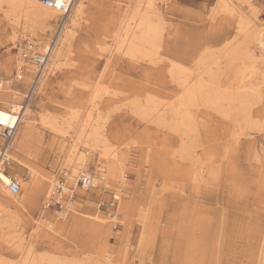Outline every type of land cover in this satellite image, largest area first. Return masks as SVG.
<instances>
[{
	"label": "rangeland",
	"instance_id": "374dc122",
	"mask_svg": "<svg viewBox=\"0 0 264 264\" xmlns=\"http://www.w3.org/2000/svg\"><path fill=\"white\" fill-rule=\"evenodd\" d=\"M82 1L84 12L73 38L58 45L62 62L45 71L28 112L41 110L56 117L62 127L73 115L74 127L103 126V136L121 162L126 180L122 203L134 204V211L127 221L119 211L115 226L95 212V203L103 197L97 188L88 189L98 197L90 198L83 214H97L103 224L72 214L57 219L43 211L46 191L31 198L30 169L50 177L57 137L42 128L34 114L38 125H20L13 144L16 162L6 169V175L21 184L17 197L24 208L0 192V203L18 216L10 228L0 230V260L10 264L24 260L27 264H264V57L252 65L246 60L227 65L229 53L247 46L252 50L246 44L249 25L254 23L264 32V0H151L165 21L159 55L152 63L115 53L116 33L123 27L119 21L128 19L139 0ZM148 1L140 0L141 13ZM22 14L8 5L0 7V79L8 83L5 90L19 93H7L16 96L15 104L33 75V68L27 66L22 85L14 80L15 61L20 57L17 48L29 42L26 32L36 27ZM60 22L31 37L38 52L56 38ZM171 61L187 70L183 76L188 82L195 83L199 75L206 81L212 73L222 90L230 88L234 94L244 90L251 125L241 122L237 101L223 104L219 114L196 100L188 110L189 131L176 126L178 121L167 107L153 114L151 106L174 103L181 92L169 75ZM236 69H246L244 79L252 83L237 84ZM137 102L150 113L134 112L132 105ZM181 148H188L182 157ZM97 167L89 155L82 174L98 180ZM110 190H115L112 184Z\"/></svg>",
	"mask_w": 264,
	"mask_h": 264
},
{
	"label": "bare ground",
	"instance_id": "6f19581e",
	"mask_svg": "<svg viewBox=\"0 0 264 264\" xmlns=\"http://www.w3.org/2000/svg\"><path fill=\"white\" fill-rule=\"evenodd\" d=\"M70 1H71V4H70V7L68 8V10L65 13L64 12L59 13L57 11L46 8V7L41 6L39 4H34L33 2H30L29 0H0V7H2L4 5H6V6L8 5L14 11L23 12L24 15L23 14L22 15L24 16L25 19L26 18L32 19L33 22L36 24L35 28L30 27L28 29V31L26 32V37L29 38V42H27L25 46H22L21 48H17V56L19 55L20 57L16 58V61H15L16 64L15 65H16V70L21 71L22 72L21 74H23V71L26 69L27 66H30L31 68H33V73H35V70L37 68L34 64L32 65L29 61H24L22 59V56H21V53L26 51L29 48L35 49L37 51L36 45H34L32 43L31 37L35 36L36 33L46 32L47 29H49V27H51V25L53 23H55L58 19H60L62 21V23L60 22L59 29L55 34L56 38H54V40L49 45H44L42 53L37 51L41 55L47 56L46 60H45V65H44L43 71L41 73L42 75H41V78L39 80V83L42 84V80L45 77V71L47 69H49L50 67H56V66H58L59 63L62 62L63 55H61V51H60V49H58V45L61 41V47H62V45L67 44L68 41H70V39L73 38L72 37L74 34L73 31L77 28L78 22L80 21L82 15H83V12H84V1H82V0H70ZM139 2H140V0H139ZM139 2H138V7H136L133 10V13L128 16L127 20L124 21V19H121V21H119L120 25L123 24V27L121 28V26H120V28H121L120 31L116 33L117 47H116L115 53L117 51H119L122 54H124V56L128 57L131 60L139 59V60H143V61L145 60V61L152 63L153 58L158 57V55H159L158 50L160 49L161 44H162L161 43L162 38H163L162 32H163V29H165V28H163L165 21L160 16V14H158L159 12L157 13L154 10L151 0H149L147 2L145 11L143 13L140 12V5H139L140 3ZM248 7H250L249 4H248ZM231 13H232V10H231ZM123 14H124V12H123ZM244 22H246V21H244ZM246 26H247V23H246ZM240 30H241V27H240ZM241 31H243V30H241ZM246 32H248L246 44L249 43L252 46V50L250 48H247L248 47L247 46V47H244L243 49L237 51L236 53L232 52L234 54L229 53L228 54V60H227L228 61L227 65L229 64L228 67L234 65V63L237 61L239 62V61H243V60L249 61L250 65H252L255 63L256 59L261 60V58L264 57V32H262V28L258 27L257 25H255L253 23V24L248 26ZM114 35H115V33H114ZM33 46H35V47H33ZM237 47H238V45H237ZM236 49L237 48H235V50ZM232 50L234 51L233 48H232ZM224 58H226V57H224ZM169 64L171 67L169 75L172 77L173 81L176 83L177 88H179V92L181 91L180 92L181 94L179 93V97L176 100H174L175 101L174 103L170 104V101H169V104L165 103L163 105L161 104V106L159 104L151 106V111L153 112V114H154V111L158 114L161 111H163V109L165 107H167L170 110L171 114H173V116L178 121V123H177L178 125H176V126L177 127H183V129L187 128L189 131L191 128V124H190L191 118L190 117H192V115L189 116L188 110L190 108V105L192 106V104L196 100H199V101L203 100L206 106L209 105L210 106L209 108L213 107L214 109H216L219 112V114L223 113V106H224L223 104H225L226 102L232 103L234 101H237L236 103H238L240 105V109L238 110V112L241 115V122H243L244 125L245 124L251 125V123H252L250 121L251 118L249 117V112H247L248 109L250 110V107L248 108V101H247L246 95L244 94L245 93L244 90H243V92L239 91L237 94H234L230 88H227L226 90H222L220 87H218V84H216L217 80H215V79H217V78H216V76H215V78L212 76L211 70L209 68H207V69L210 70L211 74L209 75L208 80L204 81L205 79L202 78L203 76L199 75V77L197 79H195L196 80L195 83H191L190 81H192V80H190L188 82V80L183 76V74L187 72V70L184 69V67H182L179 63H176L173 61H171V63L169 62ZM216 65H218V64H216ZM236 66H239V65H236ZM196 67L198 68V66H196ZM200 67H202L201 64H200ZM31 68L28 69V71L32 72ZM239 68H241V67H239ZM237 69L234 71L235 81L237 84L243 85L244 80H245L244 78L246 77V76H244L243 72L246 69H244V71L240 70V69L237 70ZM184 71H186V72H184ZM217 74H218V70H217ZM232 74H233V72H232ZM245 74H247V73H245ZM17 75H18V73H17ZM205 75H206V72H205ZM205 75H204V77H205ZM18 76H20V75H18ZM53 76H54V74H53ZM200 76H202V77H200ZM21 79H22V77H21ZM247 80H245V81H247ZM30 83H31V81H30ZM39 83H38L36 89H34V90H36L35 91L36 95L38 93L37 89L39 87ZM249 83H252V81H249ZM7 85H8V83L6 81L2 80L0 90L5 89L7 87ZM141 86H143V85H141ZM231 86H233V85H231ZM237 86L239 87V85H237ZM233 87L235 88L236 86H233ZM254 88H255V86H254ZM249 90H251V89H249ZM249 90H247V91L250 92ZM258 91H260V89ZM252 93H254V92H252ZM104 94H106V92ZM1 96L2 95H0V97ZM260 96H259V98H260ZM251 97H253V96H251ZM14 99H15V97H13L12 100L10 99V101H5V99L3 100V98L2 99L0 98V109H5L7 111V113H5V114L7 116L11 117L10 121L7 123L9 125L11 124L15 127L16 133L19 130L18 126L21 123H23V125L20 128H28V127L37 126L38 124H35V121L32 119L33 118L32 116L35 114V111L33 113L31 111L28 112L29 111L28 107H29L32 100H29L28 104L26 106H23V108L21 109L20 104H15ZM149 102H151V103H149L150 105L154 104L151 100ZM129 103H130V101L128 102V105H129ZM199 103H197V104H199ZM250 104H251V102H250ZM252 104H251V106H252ZM132 107L134 109V112H137L141 116H145L147 113H150V111L147 110L145 107L140 106L138 104V102L136 104H133ZM233 107H234V104H233ZM211 110H212V108H211ZM35 115L38 117L37 121H38L39 125L42 128L50 129V131L57 137V142L55 144L56 152L55 151L52 152V158L56 159V162L54 163L55 165L51 169V172H50L51 177L50 178H53V177H55L61 173L64 174L65 175V181H66L64 192H65V194H68L69 192H71V190H69L67 188H69L70 186H72L74 188L75 178L77 176H79L80 174H82V172L87 168V157L89 155L92 156L98 165L97 169H98V172L100 173L98 180H95V178L92 177L93 178V180H92L93 181V187L92 188H97L102 193V187H107L110 189L111 184H112V186L115 187V190H114L115 194L120 196V198H121L120 199L121 200L120 205L118 208V212L122 211L123 219H125L126 221L129 220V218L132 217L131 215L133 214V211H134V206H133L134 204L122 203V196L123 195L125 196L123 189L126 188V185H125L126 180L124 178V174H123L122 169H121V162H119L116 155H114L112 147L107 143L106 138L103 136V126H99L98 124H96V125H92L91 128L89 129L86 127L85 124H82V125H79L77 127H74L72 125V123H73V120H76V116L73 115L70 117L69 121L66 122L65 127H62V126H59L58 123L56 122L57 121L56 117L51 116L47 113L45 114L41 110H37ZM89 116H88V120L90 118ZM160 116H159V118H161ZM227 116L228 115H226V117ZM143 118H145V117H143ZM232 118H234V117H232ZM97 121H98V119H97ZM89 122H90V120H89ZM256 124H253V126ZM194 128H195V125H194ZM245 128L247 129V127H245ZM245 128H244V130H245ZM174 129H175V127H174ZM240 129H242V128H240ZM191 130H193V129H191ZM70 132L72 133L71 135H70ZM185 132H186V130H185ZM16 133H15L14 138H16ZM68 135H70V137H71L70 138L71 140L69 143L70 146L66 142ZM188 135H190V134H188ZM193 137H194V135H193ZM14 138L11 142L13 144L15 141ZM0 142H1V140H0ZM187 142H189V141H187ZM189 147H191V146H189ZM225 147H226V145H225ZM187 149H185V150H187ZM201 149H202V147H201ZM185 150L183 148L178 150L179 155H181V157H182V154L186 152ZM14 153H18V151L16 149H14ZM214 153H216V152H214ZM179 155H178V157H179ZM187 156H188V154H187ZM13 161L16 162V159H13ZM193 164H194V162H193ZM202 164H204V163H202ZM191 166H192V164H191ZM193 166H195V165H193ZM57 169H59V172L57 175H55V171ZM199 175L200 174H198V176ZM0 177H3V179H0V192L3 195H5L6 197L8 196L11 199L13 198V200L16 201V203L19 204L21 206V208H24L21 205V201H20L19 197H17V195L21 192L22 188L20 189V192L16 195H10L8 190H7V186L10 184L12 177L19 183L17 178L14 176L9 178L8 175H6L5 172L2 170L1 166H0ZM28 182H29L28 187L30 189V196L32 199L36 198L37 195L39 194V192L42 190V187L45 184L44 182L50 183V187L48 188L49 190H48L47 196L49 194L51 187L54 184V180L50 181L49 178H48V180L44 179L31 169H30V176H29ZM120 187H123V188H120ZM81 189H84V188H81ZM88 189L90 190L91 188H87L86 190H88ZM88 195H89V198L98 197L94 193H92V194L90 193ZM103 197H104V195H103ZM71 209L73 210V208H71ZM136 209H137V207H136ZM74 211L75 210H73L70 214H74ZM96 213L99 214L97 212V209H96ZM97 214H94V216H89L87 214H85V215L83 214L81 217H84V218L86 217V218L91 219L93 222L103 224L105 222V220L101 219ZM17 217L18 216L14 211H11V210L5 208L0 203V230L10 228L13 225V223L16 222ZM105 218L108 219L109 221H112L111 219H109L107 217H105ZM113 228H115V227H113ZM10 230H12V229H10ZM39 260H40V258H39ZM0 264H10V263H8L4 260H0ZM21 264H27V262L24 260L21 262Z\"/></svg>",
	"mask_w": 264,
	"mask_h": 264
},
{
	"label": "built area",
	"instance_id": "2783aa9c",
	"mask_svg": "<svg viewBox=\"0 0 264 264\" xmlns=\"http://www.w3.org/2000/svg\"><path fill=\"white\" fill-rule=\"evenodd\" d=\"M34 4H39L46 8L52 9L59 13L66 12L70 7V0H29ZM62 23V21H61ZM35 47V46H33ZM22 59L24 61H29L32 65L34 64L37 68L35 73H33L31 78V83L28 84L23 98L19 102L21 109L23 106L28 104L29 100H34L36 97V87L41 78V73L43 71L45 60L47 56H43L38 53L35 49L29 48L26 51L21 53ZM20 75L18 76L17 75ZM21 71L14 70V80L22 85V75ZM2 80L0 79V87ZM16 129L13 125H9L7 122H0V166L2 170L6 173V169L11 163L10 152H11V142L15 136ZM74 188L71 189V192L65 194L64 188L66 185L65 175L59 174L54 180V184L51 187L48 196L45 198L42 210L45 212H50L52 216L59 219H65L73 211L80 210L77 202V189L81 188H92L93 181L89 175L80 174L74 180ZM21 185L13 177L10 181V184L7 186V190L10 195H16L20 192ZM102 193L105 195L100 198L96 203V209L99 215L111 219L115 226H117L120 216L118 215V208L120 205V196L116 195L114 191L110 190L107 187H102ZM73 208V210L71 209ZM78 212V211H77ZM113 225V226H114ZM114 226V227H115Z\"/></svg>",
	"mask_w": 264,
	"mask_h": 264
},
{
	"label": "crops",
	"instance_id": "0c3cea01",
	"mask_svg": "<svg viewBox=\"0 0 264 264\" xmlns=\"http://www.w3.org/2000/svg\"><path fill=\"white\" fill-rule=\"evenodd\" d=\"M28 40H29V38H28ZM23 46V45H22ZM6 89V88H5ZM5 89H2V90H0V95H2L3 96V98L5 97L6 99H8V101L11 99L12 100V98L13 97H15L16 98V96H14V95H8L7 93H13V94H16V95H19V93H16L15 91H11V90H9V91H7V90H5ZM5 91H6V93H5ZM25 94V93H24ZM20 95H21V93H20ZM22 96V95H21ZM21 101V100H20ZM20 101H18L17 102V104H19V102ZM22 124V123H21ZM20 124V125H21ZM20 125L18 126V127H20ZM11 152H10V159H11V162H14L13 161V155H14V147H13V143H11ZM15 154H17V153H15ZM11 164V163H10ZM6 174V173H5ZM42 177V176H41ZM51 177V176H50ZM50 177H48L49 178V180L50 181H53V180H55L56 179V177L57 176H55L53 179L52 178H50ZM43 178V177H42ZM44 179H46V178H44ZM52 179V180H51ZM48 180V179H47ZM45 184L43 185V187H42V190L39 192V194H41L42 192H45V196H44V199H45V197L47 196V193H48V188L50 187V183L48 182V183H46V182H44ZM73 187L72 186H70L69 188H67V189H69V190H71ZM77 199L79 200L78 202H77V205L79 206V208H80V210H78V209H76L77 211H74V214H72V215H76V216H78V217H81L82 215H83V213L85 212V210L86 209H88L89 208V205H91V203H90V198H89V195L88 194H90V192H89V190H87V191H77ZM38 194V195H39ZM37 195V196H38ZM45 201V200H44ZM43 204H44V202H43ZM95 212H96V209H95ZM48 213V212H47ZM48 214H50V212L48 213ZM71 215V214H70ZM52 216V215H51ZM53 218H55L54 216H52ZM105 218V217H104ZM57 219H59V218H57ZM64 219V218H63ZM112 226V225H111Z\"/></svg>",
	"mask_w": 264,
	"mask_h": 264
},
{
	"label": "snow or ice",
	"instance_id": "6c2138e0",
	"mask_svg": "<svg viewBox=\"0 0 264 264\" xmlns=\"http://www.w3.org/2000/svg\"><path fill=\"white\" fill-rule=\"evenodd\" d=\"M11 117L7 116L4 112L0 111V122L6 123L9 122ZM0 179H3V177H0Z\"/></svg>",
	"mask_w": 264,
	"mask_h": 264
}]
</instances>
